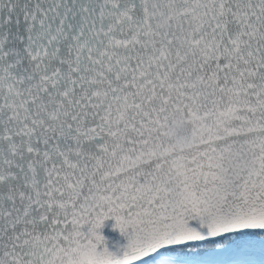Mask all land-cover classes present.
<instances>
[{
  "label": "snow or ice",
  "instance_id": "obj_1",
  "mask_svg": "<svg viewBox=\"0 0 264 264\" xmlns=\"http://www.w3.org/2000/svg\"><path fill=\"white\" fill-rule=\"evenodd\" d=\"M257 242L264 0H0V264Z\"/></svg>",
  "mask_w": 264,
  "mask_h": 264
},
{
  "label": "water",
  "instance_id": "obj_2",
  "mask_svg": "<svg viewBox=\"0 0 264 264\" xmlns=\"http://www.w3.org/2000/svg\"><path fill=\"white\" fill-rule=\"evenodd\" d=\"M114 225V220H108L100 231L106 239L109 250L118 252L122 246L127 244V238L123 236Z\"/></svg>",
  "mask_w": 264,
  "mask_h": 264
},
{
  "label": "trees",
  "instance_id": "obj_3",
  "mask_svg": "<svg viewBox=\"0 0 264 264\" xmlns=\"http://www.w3.org/2000/svg\"><path fill=\"white\" fill-rule=\"evenodd\" d=\"M211 252V254H213V252H215L213 255L214 256H216V257H218V256H220V257H224V258H227L228 257V252H227V249H226V247H224V248H217V249H212L210 246L209 247H207L206 249H204V250H202V251H200V252H198L199 254H208V253H210ZM185 254H190V253H185ZM184 255V254H183Z\"/></svg>",
  "mask_w": 264,
  "mask_h": 264
},
{
  "label": "rangeland",
  "instance_id": "obj_4",
  "mask_svg": "<svg viewBox=\"0 0 264 264\" xmlns=\"http://www.w3.org/2000/svg\"><path fill=\"white\" fill-rule=\"evenodd\" d=\"M230 247H231V249L234 248V247L232 248V246H230ZM228 249H230V248L227 247V250H228ZM233 251H235V252H243V251L238 250V249H237V250H233ZM248 251H249V252H248L247 255H253V257H256V258H257V257H259V258L264 257V255H262V253H261V248H260L259 243L256 244V247H255V248L250 249V250H248ZM229 255L235 257V254H234L232 251L229 252ZM210 258L212 259V258H214V257H210Z\"/></svg>",
  "mask_w": 264,
  "mask_h": 264
}]
</instances>
